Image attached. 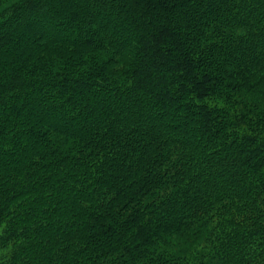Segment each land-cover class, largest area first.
Returning a JSON list of instances; mask_svg holds the SVG:
<instances>
[{
    "label": "trees",
    "instance_id": "obj_1",
    "mask_svg": "<svg viewBox=\"0 0 264 264\" xmlns=\"http://www.w3.org/2000/svg\"><path fill=\"white\" fill-rule=\"evenodd\" d=\"M0 264H264V0H0Z\"/></svg>",
    "mask_w": 264,
    "mask_h": 264
}]
</instances>
